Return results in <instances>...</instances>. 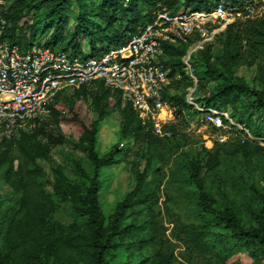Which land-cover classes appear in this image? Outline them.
<instances>
[{
  "label": "trees",
  "instance_id": "obj_1",
  "mask_svg": "<svg viewBox=\"0 0 264 264\" xmlns=\"http://www.w3.org/2000/svg\"><path fill=\"white\" fill-rule=\"evenodd\" d=\"M74 1L78 10L65 46L70 54L82 58L98 57L104 50L124 45L130 36L140 32L152 21L154 11L165 8L174 13L183 11V6H186L180 0H97L98 3L93 7L91 3L86 4V0ZM232 1L234 4L238 2ZM244 1L240 0V3ZM0 2L9 24L7 38L10 44L19 49L35 44L56 50L58 35L64 23V8L72 0ZM191 2L188 11L208 9L218 4L219 0ZM7 3L11 5L5 8ZM24 9L30 21L22 19ZM92 16L99 21H91L89 26L88 20ZM48 31L50 33L44 42H38V37ZM79 37L87 44L85 53L81 51ZM216 42L220 47L219 67L211 63V45L202 50L204 77L200 80L213 81L215 86L200 103L209 108L224 111L230 109L232 117H238L237 106L241 105L244 109L241 95L246 94L254 106L264 112V14L232 23L216 37ZM66 49L60 52H66ZM186 50L187 45L163 44V63L171 67V78L175 73L183 71L181 59ZM240 65L255 66L261 90L250 88L234 76L233 68ZM181 74L186 82L185 87L193 86L185 72ZM87 88L73 90L74 102L68 101L66 104L80 129L76 148L86 153L93 174L82 189L62 174L56 177L52 185L54 195L69 202L74 213L84 223L70 227L55 223V203L37 181L44 173L36 160L48 154V147L39 143L38 135L49 121H52L56 130L63 133L62 126L66 119L56 109L62 92L52 107L48 121L41 122L30 133H21L9 141H0L3 144L0 147V169H4V178L16 194L17 206L15 215L6 224L2 235L0 264H24V261L25 264H128L124 259L125 252L140 255L137 264H222L250 244L256 245L264 253V197L260 195L259 208L252 213V221L245 224L237 211L217 204L200 177V164L196 159H191L188 180L196 192L197 202L191 210L187 208L189 212H186V216L178 215L169 220L173 226L168 235L167 227L160 221L161 211L157 207L158 188L148 189L144 181L145 175L151 171L149 160L143 172H136L132 190L105 219L98 201L99 170L112 164L120 151L114 145L107 153L99 156L95 150L98 120L86 121L73 114L75 102L87 100ZM97 90L100 95L95 97L96 108H99L101 100H106L109 110L123 106L125 123L121 135L132 125L135 132L143 129L142 121L133 107L124 104L117 92L104 88L101 83H97ZM162 96L178 109L186 107L184 92L170 95L165 90ZM104 115L99 111L98 119ZM239 120L243 123L241 116ZM244 123L249 132L264 137V128L251 130V121ZM147 131L148 144L157 146L160 139L155 138L149 127ZM57 141L63 142L64 137L59 136ZM212 226L220 227L222 231H214ZM176 248L183 249L179 253L182 260L176 257Z\"/></svg>",
  "mask_w": 264,
  "mask_h": 264
},
{
  "label": "rangeland",
  "instance_id": "obj_2",
  "mask_svg": "<svg viewBox=\"0 0 264 264\" xmlns=\"http://www.w3.org/2000/svg\"><path fill=\"white\" fill-rule=\"evenodd\" d=\"M25 1L28 0H22V2ZM180 1L186 5L183 6V11H188L192 4L191 0ZM237 1L234 4L232 0H219V3L227 8L237 9L243 3H240V0ZM247 1L255 9L256 17L264 14V0ZM85 3H91L93 7L98 2L86 0ZM10 5L11 3H7L4 7L8 8ZM77 10L74 0L65 6L64 23L58 35L59 44L55 48L56 52L66 49L65 41L72 33ZM27 15L24 9L22 19L30 21L31 18ZM91 21L99 20L92 16L91 20H88L89 26ZM49 33L48 31L38 37L37 41L44 42ZM78 41L82 53L87 52V44L82 42L81 37ZM209 45H211L209 52L211 63L219 67L220 47L216 39ZM65 51L68 52L67 49ZM203 51L197 52L191 58L197 80L196 89L191 96L197 104L207 98L215 86L213 81L200 80L204 77ZM183 72L184 70H181L174 74L166 91L170 95H180L184 92L185 102V98L194 87H185L186 82L181 74ZM233 74L250 88L261 90L255 66L234 67ZM87 91V100L75 102L73 114L86 121L98 120L95 150L99 156L107 153L114 145L120 151L112 164L99 170L98 201L105 219L109 218L115 205L132 190L136 172H143L149 160L151 171L145 175L144 181L148 189L158 188L157 207L161 211L160 221L167 227L168 235L173 226L169 220L175 219L178 215L186 216V212H189L187 208L191 210L197 202L196 192L188 180L191 159H196L200 164V177L217 204L222 208L228 207L237 211L245 224L252 221V213L260 206L259 197L260 195L264 197V137H258L249 132L244 122L250 120L252 124L250 129L260 130L264 128V112L254 106L248 95H241L244 109L238 105L236 110L243 123L239 122L240 116L232 117L233 113L228 109L227 119L224 118V128L221 129H215L203 122L202 116L196 112L194 106L185 102L186 107L178 109L173 105L171 107L174 108L173 121L163 125L162 135L153 133L155 138L160 140L157 146H150L147 127L152 130L153 120H143L138 116L142 121L143 129L135 132L132 125L124 135H121L125 123L123 106L109 110L106 100H101L99 108H96L95 97L100 95L97 84L89 86ZM72 94L73 90L63 92L56 103L57 111L63 119H66L62 126L63 133L56 130L52 121H49L44 131L38 135L39 143L48 147V154L45 158L36 160V164L44 173V176L37 181L55 203L53 221L64 227L79 225L83 219L77 217L69 202L54 195L52 185L56 177L62 174L82 189L88 184V179L93 174V168L86 153L76 148L80 129L74 120L75 117H71L72 113L66 104L68 101L74 102ZM99 111L105 114L100 119H98ZM134 112L137 114L135 110ZM59 136L64 137L61 143L57 141ZM1 146L3 144L0 142ZM12 165L14 167L15 163ZM3 171V168L0 169V244H2L5 226L17 209L16 194L5 180ZM211 228L214 231H222L220 227L212 226ZM182 251L181 248L175 250L178 260H182L179 254ZM59 259L63 258L59 257ZM124 259L128 264H137L141 256L125 252ZM222 264H264V253L256 245H245L238 254Z\"/></svg>",
  "mask_w": 264,
  "mask_h": 264
},
{
  "label": "built area",
  "instance_id": "obj_3",
  "mask_svg": "<svg viewBox=\"0 0 264 264\" xmlns=\"http://www.w3.org/2000/svg\"><path fill=\"white\" fill-rule=\"evenodd\" d=\"M152 14V21L124 45L82 58L35 44L25 49L10 44L9 24L0 7V141L30 133L48 121L62 92L97 83L117 92L141 119L153 120L152 132L162 135L163 125L174 119L172 103L162 96L172 79L171 67L163 63L164 43L187 45L181 62L194 88L185 102L195 107L203 122L224 128L226 111L197 104L191 96L197 82L191 58L227 26L256 17L255 9L245 0L237 9L218 3L197 11L172 13L161 8Z\"/></svg>",
  "mask_w": 264,
  "mask_h": 264
}]
</instances>
